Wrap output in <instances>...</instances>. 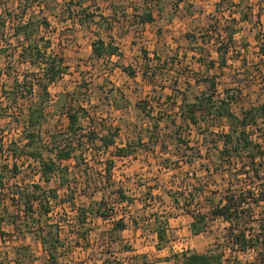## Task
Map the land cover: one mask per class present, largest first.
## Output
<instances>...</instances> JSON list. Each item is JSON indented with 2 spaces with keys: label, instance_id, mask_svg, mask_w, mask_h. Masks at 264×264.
Listing matches in <instances>:
<instances>
[{
  "label": "rangeland",
  "instance_id": "374dc122",
  "mask_svg": "<svg viewBox=\"0 0 264 264\" xmlns=\"http://www.w3.org/2000/svg\"><path fill=\"white\" fill-rule=\"evenodd\" d=\"M149 1L150 5L146 0H0V12L6 7L7 11L17 14L16 18L22 12L19 6H32L27 11V17L33 11L38 17L47 15L51 27L47 31L43 29L44 34L46 38H51L52 50L63 55L68 66L64 77L50 87L51 100L46 115L41 117L40 128L46 143H49L52 133L67 131L69 118L66 112L71 103L76 106L81 104L85 108L81 113L88 116L81 118V122L86 130L100 133L104 127L118 125L122 128L118 139L120 145L126 140L138 139L135 136L138 132L148 139L153 133L152 121L143 117L138 102L149 99L148 109L153 106L156 110L171 112L169 110L174 108L173 113L180 114L184 95L188 100H194L202 92L208 91L204 81L207 77L216 78L220 90L228 88L232 92L234 87L240 89L241 95L238 94L241 101L235 105L236 111L240 106L264 103V0ZM80 2L82 8L78 6ZM41 4H47L53 11L43 13L40 11ZM66 5L72 6V10H85L86 14L103 13L107 17L96 16L93 23L86 21L84 15L66 19L64 15L69 14ZM134 8L138 12L152 8L155 21L139 23L133 15ZM124 9L128 10L127 17L123 16ZM115 12L117 21H112L110 17ZM245 14L247 19H244ZM13 22H8L10 43L0 42V69L5 70L0 85V172H5L7 182V188L0 189V216L12 217L21 208L11 205L8 186L12 184L28 186L37 182L47 189L59 188L60 197L54 202L56 211L52 214V222L60 224V235L66 243L59 264H136L144 261L174 264L173 261L158 260L189 249L202 252L218 242H224L228 223L222 218L210 220L207 232L198 235L191 233L193 216L188 210L206 212L208 207L204 198L206 194L197 195L198 198L192 201L189 188H192V184L210 183L207 195H211L213 189L224 191L230 182L241 185L247 179L242 174L237 175L241 163H231L228 158L223 160V168L227 169L225 175L222 172L209 175L206 166L212 168L214 161L220 162L219 151L206 142L213 141V137L209 135L205 139V135L197 132L194 126L192 131L185 134L191 140L190 146L200 151L201 156L197 159L189 155L184 157V154L194 152L179 143H170V149L164 154L155 144L152 149L139 145L137 149L142 150L130 157L114 156V147L99 153L87 147V161L72 159L63 163L69 168L66 177L71 181V187L62 186L63 179L59 176H54L50 183L44 182L38 162L26 156L18 161V171L13 170L10 145L12 141L24 144L27 106L43 99L39 87L35 86L33 95H23L16 109L4 107L7 104L3 99L4 88L10 90L16 77L24 81L26 75L36 70L30 63L21 62L19 52L14 50L19 42L12 35L13 29L10 27ZM227 31H235V40L229 41V44ZM221 33L222 38L219 36ZM98 36L115 41L121 55L101 60L94 57L92 43ZM223 39L226 40L224 43L230 45L228 63L224 69L218 68V63L209 69L202 63L203 59L218 60L216 48ZM9 52H12L11 57H8ZM121 66L135 68L136 76H130ZM148 70L151 74L146 76L144 73ZM171 96L176 98L175 104ZM170 119L163 121L161 127L164 134L161 137H166L168 141H171L169 137L176 129ZM180 122L179 119L178 124ZM109 160H114L115 164L111 175L106 171ZM183 184L191 187L184 189L185 195L177 194L180 202L177 205L168 190L181 189ZM256 185L261 189L264 181ZM119 187L134 198V202L119 201L115 193ZM70 197L79 206H97L95 203L100 201L109 217L89 213L83 224L77 220V211L71 202L62 204ZM7 205L11 207L7 209ZM165 213L169 215L170 241L165 248L159 249L151 222L154 220L153 214ZM119 218L127 222L123 230L114 229ZM2 226L7 234L4 239L0 237V250L9 251L14 258L16 246L29 244L38 256L32 264H49L42 244L36 243L31 234L16 231L9 221ZM237 255L243 261L255 259L254 251L238 254L228 251L230 258ZM11 264L18 263L12 259Z\"/></svg>",
  "mask_w": 264,
  "mask_h": 264
},
{
  "label": "trees",
  "instance_id": "16d2710c",
  "mask_svg": "<svg viewBox=\"0 0 264 264\" xmlns=\"http://www.w3.org/2000/svg\"><path fill=\"white\" fill-rule=\"evenodd\" d=\"M147 5L150 1L146 0ZM82 8V2L78 4ZM1 7V6H0ZM32 6H19L21 15L18 18L7 8L0 12V42L10 43L8 37V22L14 21L13 37L18 39V46L15 51L19 52L23 63H30L36 68L30 75H26L24 81L16 77L12 88L10 90H3V99L7 101L4 107L17 108L18 100L23 95H33L35 86L39 87L40 96H43L41 101H33L27 106V117L24 124V144H19L17 141H12L10 145V152L13 157V170L17 172L20 164V158L26 156L29 159L38 162L41 178L44 182L50 183L54 176H59L63 179L62 186L68 185L71 187V181L66 177L69 168L63 165L64 161L72 159L77 162L87 161L85 153L87 147H92L95 153L100 151L109 150L114 147L113 155L117 157H130L141 147L152 149V145L160 147L162 154L167 153L170 149V143L185 144L186 149L192 150L194 154H184L191 156L192 159L200 157V151L190 146V139L186 136V131H192L194 126L199 133L205 135V139L209 135L213 137L211 143L217 149L219 161H214L215 165L210 168L206 166L209 175L221 173L225 175L227 169L223 168V160L228 158L231 163H241L237 169V175H244L247 179L245 184H235L230 182L224 191L212 190L211 195H207V189L210 183L201 182L186 186L183 184L181 189H169V195L174 197L177 205L180 203L176 197L177 194L185 195V190L190 189L189 195L191 200L198 198L197 195H205L206 206L208 210L201 212V210H188L193 216L190 223V230L193 235H198L208 231L210 220L222 218L228 223L227 231L224 237V242H218L214 247L205 251L197 250H184L175 252L171 256L160 258L158 261H173L174 264H264V187L257 188V183L260 185L264 181V103L255 105L252 104L248 107L240 106L239 111L235 110V105L241 101V91L239 88H232V92L228 88L220 90L216 78L207 77L204 81L207 83L208 91L202 92L194 100H188L187 95H184L183 102L180 105L182 112L180 114L173 113V109L163 111L156 110L150 106V100L138 102V108L143 112V117L152 122L150 130L153 133L148 139H145L140 133L135 136L138 139L134 141H127L118 144V139L121 136L122 128L118 125H110L104 127L99 133L95 130H86L81 122V118H86L87 115L81 113L85 108L79 104L76 106L71 103L67 106V116L69 118V125L67 131L64 133H52L50 135L49 143L45 142L41 132V117L46 115L48 102L51 100L50 87L58 82L67 73L68 66L63 55L55 53L52 50L51 38H46L44 30L50 29L51 24L47 15L35 16V12L27 17V11ZM65 8L69 14L64 15L66 19H73L74 17L84 15L86 21L93 23L96 16L105 18V14H95L89 12L86 14L85 10H72V6L66 5ZM53 11L47 4H41L40 11ZM133 14L141 24L153 23L155 21L154 11L152 8H147L146 11L138 12L134 8ZM84 12V14H83ZM128 10H123V16L127 17ZM112 15L110 19L117 21V12ZM247 14L245 18L247 19ZM84 18V19H85ZM118 19L119 15H118ZM83 20V19H81ZM80 20V21H81ZM85 21H82L84 23ZM221 25V22H219ZM112 26L114 23L111 24ZM44 29V30H43ZM43 31V32H42ZM226 37L231 43L234 42L235 31H227ZM222 38V33L219 34ZM12 38V37H11ZM204 40H206L204 38ZM211 41V40H210ZM226 40H220L221 45L216 48L218 53V60L203 59V64L212 69L216 67L224 69L228 63L227 54L230 45L224 43ZM4 50V48H2ZM11 53V54H10ZM92 53L97 59L111 58L113 56H120L121 51L119 46L112 39L106 40L98 36L92 43ZM264 54V48L262 50ZM12 52H9L8 57H11ZM122 69L130 76H136V69L130 66H121ZM5 70L0 69V85ZM146 76L151 74L148 70L144 73ZM153 76V74H152ZM25 91V92H24ZM26 93V94H25ZM239 93V94H238ZM26 97V96H25ZM172 103H176V98L172 97ZM3 105V104H2ZM4 108L6 111L7 109ZM120 108V107H119ZM176 125L175 133L169 138L168 141L165 137L162 139V122L169 119ZM180 119V123L178 121ZM262 124L263 126H260ZM226 126V127H225ZM225 127V128H224ZM199 129V130H198ZM221 129V130H220ZM130 139V136H127ZM25 140V141H24ZM2 138L0 136V142ZM100 141L99 145L97 144ZM141 145V149H137ZM2 146L0 144V151ZM47 152V154H46ZM186 153V152H185ZM106 171L108 175L112 174L114 168V160L107 162ZM220 165V166H219ZM9 167L8 164L5 165ZM87 171V169H86ZM5 172H0V189L7 188L5 185ZM264 186V185H263ZM10 192L11 205H16L19 208L18 214L12 217L5 218L0 216V237L5 238L7 232L3 230L2 224L9 221L16 231L20 233H29L32 235L36 243L42 244V249L47 255L46 260L49 264H59V257L63 253V248L66 243L61 237L59 231V223H53L52 214L56 211L55 207L59 200V188L47 189L41 183H33L28 186L20 184H12L8 186ZM115 193L118 194L119 201L134 202L122 188H118ZM151 193V192H150ZM221 195L218 198V195ZM7 200V198H6ZM71 202L77 211V220L83 224L86 223L89 213H96V215L108 218L109 215L104 212L103 206L98 201L97 206L77 205L74 203L73 198L63 200V203ZM59 203V202H58ZM61 203V201H60ZM61 205V204H60ZM205 206V207H206ZM11 206L7 205V209ZM260 209V210H259ZM2 211V203L0 202V212ZM158 213V212H157ZM154 220L152 231L156 233L158 242L157 247L163 249L169 243V215L153 214ZM15 216V217H14ZM19 219V220H18ZM21 219V221H20ZM127 227V222L124 218H119L114 224V229L123 230ZM88 234V232H86ZM85 236V233L83 234ZM66 248V247H65ZM232 253H246L248 251L255 252L254 260L243 261L239 259L238 255L234 258L228 256V251ZM16 257L12 258L11 253L6 250H0V264H11L12 259L18 264H32L33 261L38 259L29 244H20L15 247ZM233 259V260H232ZM134 264V263H132ZM136 264H151L146 261L138 262Z\"/></svg>",
  "mask_w": 264,
  "mask_h": 264
}]
</instances>
